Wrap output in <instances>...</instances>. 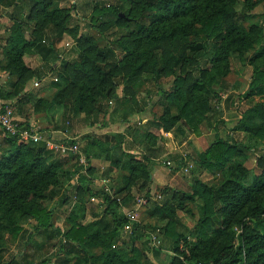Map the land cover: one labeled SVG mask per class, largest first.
Instances as JSON below:
<instances>
[{"label": "trees", "instance_id": "obj_1", "mask_svg": "<svg viewBox=\"0 0 264 264\" xmlns=\"http://www.w3.org/2000/svg\"><path fill=\"white\" fill-rule=\"evenodd\" d=\"M236 1L119 0L120 4H112L92 0L89 25L115 26L123 31L113 48L111 43L101 45L102 40L88 34L78 35L77 24L68 27L73 6L58 7L53 0H0V7L20 12L28 6L25 19L11 25L3 51L5 64H0V70L9 75L0 99L14 101L22 119L20 125L30 124L29 113L36 116L55 105L62 108L64 117L79 116L87 125H93L100 115L129 123L131 115L142 111L140 92L151 76L155 81L161 73L173 77L172 90L159 89L156 93L162 111L148 125L157 134L149 129L131 133L127 128L123 133L103 136L102 141L83 136L86 149L100 147L106 165L103 175L118 173L115 183H110V193L93 188V176L99 169L89 163L88 156L82 167L77 154L54 158V152L43 143L24 142L0 129L7 145L0 156V251L6 240L14 241L20 234L21 239L25 235L30 238V232L22 230L20 224L32 220L40 233L51 229L48 238H57L60 250L68 246L80 250L86 264H140L139 249L132 246L127 251L116 246L127 224L124 209L134 203L132 189L147 187L145 197H149L151 164L162 153L157 141L165 142L178 122L186 123L195 134L201 124L215 130L213 122L221 118V112L217 110L220 97L213 87L221 85L227 76L231 54L251 52L247 62L252 75L246 96L259 99L243 111L233 130L245 133L253 142L246 149L251 153L264 145V22L248 20L252 0H244L239 12L234 9ZM65 34L73 38L77 54L71 60H61L60 70L49 82L54 90L51 98L24 93L26 81L41 82L53 73L60 58L57 45ZM118 50L122 52L119 58ZM26 54L39 57L41 65L30 67L24 60ZM191 62H195L196 74L182 76V68ZM117 76H122L127 90L122 97L114 94ZM110 97L114 107L108 112ZM110 139L112 143L105 144ZM255 156V175L245 185L249 156L234 140H214L198 160L206 170L219 173L220 182L209 187L197 181L191 193L172 191L161 203H152L149 215L164 222V235L173 241L169 264H264V153ZM75 176L71 193L97 199L102 212L81 224L73 210L67 217L68 227L53 230V211L42 203L57 197L58 205H63L68 199L63 185ZM179 196L199 200L197 221L186 233L176 231L175 207H184ZM140 227L132 225L134 241L145 235ZM181 243L187 253L179 249ZM46 262L43 259L39 264ZM66 262L63 258L59 261ZM5 264L16 263L9 260Z\"/></svg>", "mask_w": 264, "mask_h": 264}, {"label": "rangeland", "instance_id": "obj_2", "mask_svg": "<svg viewBox=\"0 0 264 264\" xmlns=\"http://www.w3.org/2000/svg\"><path fill=\"white\" fill-rule=\"evenodd\" d=\"M58 7L69 8L74 7L72 18L68 22V27L73 24L78 25V35L88 34L92 38L97 40H102L101 45L104 43H111L112 47L115 46L113 43L119 40L123 35V31L115 26L106 25H89V16L91 13L92 0H53ZM106 3L115 4L119 0H103ZM252 5L249 10L250 22H264V2L259 0H252ZM244 6V0H237L234 9L239 12ZM28 6L24 7L21 12L11 8L0 7V64H5L4 59V48L7 47V38L9 35V30L13 22L17 19H25L27 15ZM75 14V15H74ZM33 25V23L31 24ZM176 44L175 46L180 45ZM58 52L60 55L59 60L55 63L53 73L47 74L45 80L38 82L37 86H34V82L37 79H29L24 84V93L34 92L38 97L50 99L54 90L49 86V82L52 77H55V72L60 70L61 60H71L76 56V48L74 46V40L70 34H65L62 40L57 45ZM251 52H246L244 56H236L231 54L229 56V66L227 76L223 79V83L219 86H214L213 90L218 93L220 101L218 103L217 110L221 112V118H217L213 122L215 126V137L203 136L200 131L195 134L190 126H188L183 121L178 122L176 128L171 131L169 135L165 137V142L158 140L157 146L162 149V153L159 154L157 160L151 164V169L157 167L160 169V174L164 178V183L150 184V195L147 197V203L142 205L136 211V222L141 225V232L145 235H141L138 240L134 241V234L130 235L131 231L126 226L122 229L119 240L116 241V246L129 251L132 246L139 249L140 251V264H169L170 258L173 256L171 238H167L163 232V221H158L156 216H150L149 210L152 207V203H161L164 196L170 197L171 192L175 191L181 194L193 192L195 183L197 181L205 184L209 187H214L217 185L221 176L219 173L206 170L200 161L198 156L202 154L206 148L214 140L222 138L223 140L230 139L235 142L240 143L243 151L249 156L248 160L245 162V166L250 168V173L244 179L243 184L248 185L251 183L253 176L255 175L253 171V163L256 158L255 155L264 153V145L260 146L256 153H251L248 150V146H251L253 142L249 140L247 135L242 132H236L233 127L238 120L242 117L243 111L254 105L259 99L257 96L248 97L246 94L249 92V82L251 80L252 68L247 62V56ZM122 52L117 51L118 58L121 57ZM238 55V54H237ZM24 60L32 68H37L41 65L40 58L32 55H24ZM191 65L184 66L182 68V76L191 77V75L196 74L195 62H191ZM149 73L150 69H146ZM9 78L7 72L0 70V92L6 90L4 82ZM114 83V94L118 97H122L127 94L126 86L123 83L122 76H117ZM173 87V77L169 74L161 73L158 80L155 81L152 76L148 83L143 87L140 92V104L142 106V111L134 113L130 116L129 123H120L111 119L108 115H100L98 121L93 125H87L83 123V119L79 116L71 118L64 117L62 113V108L59 106H52L47 111L36 115V118L42 122L38 123L40 128L45 131L54 132L56 139H62V137H70L77 140L80 154L85 158L89 157V163L96 169H99L98 173L93 176L92 186L94 189H99V180L106 178L110 183L113 182L117 176V172H112L109 176H104L103 171L105 169V164L102 160V153L100 152V147L94 145L92 148L86 149V140L83 136L92 135L96 140H103V136H111L113 133L125 132L128 128L131 133L133 132H144L146 129L151 130L155 134L158 132L153 129L148 122L161 114L162 107L159 105V97L156 94L159 89L166 92L172 90ZM148 91V93L146 92ZM14 101L9 99H0V106L6 103H13ZM107 111L114 107L113 100L110 97L108 102ZM15 108V106H14ZM18 109L15 108V116L17 118ZM29 113V117L35 114ZM19 117V116H18ZM208 128L205 124L202 125L201 130L208 132ZM203 136V137H202ZM127 140H131L127 137ZM105 141V140H104ZM132 142V141H131ZM111 139L105 144H110ZM133 146L137 149V143L132 142ZM6 140L2 136L0 131V156L3 150L6 148ZM60 153H52V156L59 157ZM61 155V154H60ZM185 155L187 160L192 164L189 170L185 173L179 169H169L165 166L164 161L170 160L173 162L174 167H176L177 160ZM74 163V160L70 161L67 166ZM75 178V177H74ZM74 178L63 185L64 193L68 196L66 202L59 206L58 198L54 197L52 199H47L43 201L42 205L52 210V229L58 228L64 231L68 227L67 217L71 211H75L79 218L81 224H87L93 220V216L96 214H101L102 207L99 205L97 199H87L81 193L76 194L72 192V186L75 185ZM158 181V180H157ZM146 188L138 190L136 187L132 189V194L134 197H145ZM61 194L63 193L60 192ZM179 202L183 203V208L175 207L174 219L177 221L176 231L186 233L191 229L198 217L197 204L199 200L195 197L194 201L183 198L179 196ZM152 198H155L153 200ZM83 199V201H82ZM80 202L81 205H77ZM76 203V204H75ZM173 204H176L173 202ZM125 210V209H124ZM186 210H190L191 213ZM22 230L25 232H30V238L26 235L24 239H21L20 235L14 241H8L4 243L3 249L0 251L1 261L0 264H5L9 260H14L16 264H39L41 260H47L46 264H60L61 258L65 259L67 262L65 264H86L83 261V253L77 248H70L60 250L57 238H48V234L51 229L45 232H38L34 229V222L32 220H27L24 224H20ZM156 226L160 228L159 230L151 231L150 228ZM132 229V226L130 227ZM139 229V228H138ZM54 230V229H53ZM130 231V232H129ZM235 232L239 233V229L235 228ZM153 235L156 237L157 242L153 245L149 243L148 236ZM9 236L7 235V239ZM179 249L186 252L183 244H179ZM187 253V252H186Z\"/></svg>", "mask_w": 264, "mask_h": 264}, {"label": "built area", "instance_id": "obj_3", "mask_svg": "<svg viewBox=\"0 0 264 264\" xmlns=\"http://www.w3.org/2000/svg\"><path fill=\"white\" fill-rule=\"evenodd\" d=\"M37 85L38 82H34V86ZM20 122L21 121L15 116L13 104L6 103L0 106V129L4 131L6 135L17 137L24 142L43 143L48 150L54 153H60L61 155L77 154L79 156V165L82 167L86 165L85 158L80 154L78 143L74 141V138L64 137L63 139H56L52 131L42 130L39 126L33 124L20 125ZM164 164L169 169H179L185 173L192 165L185 155H182L181 158L178 159L176 167H174L173 162L170 160H165ZM81 172L83 173L84 169H82ZM76 178L77 176H75L74 180H76ZM98 184L105 192L110 193L112 191L108 179L102 178L99 180ZM152 199L155 200V198ZM147 200V197H134L133 205L124 210V215L127 219V224L125 226L129 228L130 231V227L137 219L136 211L140 206L145 205ZM148 240L152 245L157 242L156 237L153 235H149Z\"/></svg>", "mask_w": 264, "mask_h": 264}, {"label": "crops", "instance_id": "obj_4", "mask_svg": "<svg viewBox=\"0 0 264 264\" xmlns=\"http://www.w3.org/2000/svg\"><path fill=\"white\" fill-rule=\"evenodd\" d=\"M17 119H19V120H22L21 118H19V117H17ZM43 121V119H39V118H36L35 116H32L30 119H29V123L30 124H33V125H36V126H39L38 125V123H40V122H42ZM202 125L203 124H201L200 126H199V131H200V133L203 135V136H212V138H214L215 137V133H216V131H214V129H209L208 130V132H203L202 130H201V128H202ZM40 127V126H39ZM202 136V137H203ZM61 138L63 139L64 137H62L61 136ZM155 160H157V159H155ZM155 160H154V162H155ZM150 176H151V179H152V182L154 183V184H157V185H159V184H162V183H164V178H163V176L160 174V169L159 168H155V167H153L152 169H151V171H150ZM158 180V181H157Z\"/></svg>", "mask_w": 264, "mask_h": 264}]
</instances>
